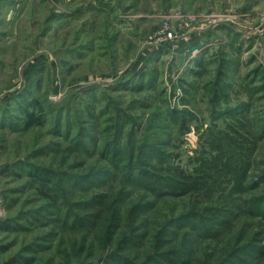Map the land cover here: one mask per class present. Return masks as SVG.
Returning a JSON list of instances; mask_svg holds the SVG:
<instances>
[{"label":"rangeland","instance_id":"rangeland-1","mask_svg":"<svg viewBox=\"0 0 264 264\" xmlns=\"http://www.w3.org/2000/svg\"><path fill=\"white\" fill-rule=\"evenodd\" d=\"M190 210L188 264H264V0H0V264H143Z\"/></svg>","mask_w":264,"mask_h":264},{"label":"trees","instance_id":"trees-1","mask_svg":"<svg viewBox=\"0 0 264 264\" xmlns=\"http://www.w3.org/2000/svg\"><path fill=\"white\" fill-rule=\"evenodd\" d=\"M116 145V144H115ZM115 147V146H114ZM145 173V174H143ZM149 173L147 171H143L140 172V174H135L134 172L129 174L130 179L134 180L135 183H139L140 181H146L147 178L145 177L147 174ZM149 177V176H147ZM152 178H149L151 182L156 183V185H161L163 186V181H165V179L167 178V176H161V175H153L151 176ZM169 185V184H168ZM172 186L171 184L168 186L170 187ZM149 187V186H147ZM175 187V186H174ZM155 190L154 193H156L157 195L161 196V195H174V193H176L173 190H170L168 192H163V194H159V192H157V190L154 188L153 191ZM257 200V198H256ZM259 202V200H258ZM117 210H119V208H116ZM149 209L148 206H146V204H134L132 205L131 209H130V213L129 215L133 216L134 213H139L142 212L143 210H147ZM121 209L119 210L116 218L119 219L121 218ZM209 219L207 218L203 212H198V211H194V210H190L187 213H181L178 214L177 216L173 217L172 219H170L169 221V225L170 226H174V227H178V229H183L181 232L178 229H174L171 231V233L175 234V235H180L182 237H184L185 239H183V241L180 243L179 246L176 247V249L172 250V249H168L166 251L163 252H159V253H155L152 254L149 259L147 261H145L143 264H188L190 262V258L191 255L193 254L192 252L194 251L193 246L192 245H188V239L190 237V235H192L193 233H191V231H195V230H199V229H204L206 227V225L208 224L205 220ZM209 221H211L209 219ZM212 222V221H211ZM186 229V230H185ZM133 232V236L132 239H134L135 241H139L142 239V237H144L147 233H138V231L136 230H132ZM208 232V231H206ZM167 233V230H162L161 232L157 231L156 232V239L157 241L160 240L161 236L163 234ZM202 233V232H201ZM200 233V234H201ZM210 233V232H208ZM189 234V235H188ZM194 235H199V234H194ZM193 238V237H190ZM128 239V238H125ZM118 262L117 263H112V264H133L132 260H130V262L126 261H122L121 257H118Z\"/></svg>","mask_w":264,"mask_h":264},{"label":"built area","instance_id":"built-area-1","mask_svg":"<svg viewBox=\"0 0 264 264\" xmlns=\"http://www.w3.org/2000/svg\"><path fill=\"white\" fill-rule=\"evenodd\" d=\"M169 35L171 36V33L169 32Z\"/></svg>","mask_w":264,"mask_h":264}]
</instances>
